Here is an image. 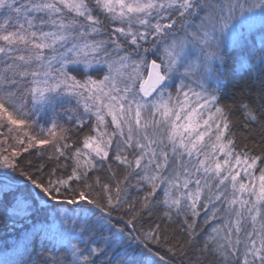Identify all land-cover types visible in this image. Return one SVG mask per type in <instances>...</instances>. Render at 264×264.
Here are the masks:
<instances>
[{
	"label": "snow or ice",
	"instance_id": "6c2138e0",
	"mask_svg": "<svg viewBox=\"0 0 264 264\" xmlns=\"http://www.w3.org/2000/svg\"><path fill=\"white\" fill-rule=\"evenodd\" d=\"M257 10L264 25V0H0V129L16 133L10 153L0 151V192L7 196L6 181L17 179L11 171L23 178L18 207L77 206L71 227L85 242L69 241L63 256L42 264H97L101 256L114 264L113 249L123 251L118 264H172L159 249L186 256L202 211L205 223H220L195 264H264V148L238 147L220 102L230 38ZM260 63L264 71V56ZM260 86L264 101V77ZM73 101L63 113L70 126L38 123ZM239 108L246 129L264 130V103L242 99ZM46 146L51 152L37 155L48 163L21 165L22 153ZM158 205L161 219L184 217L180 236L160 223L137 228ZM125 209L130 231L113 223ZM98 227L104 247L94 240Z\"/></svg>",
	"mask_w": 264,
	"mask_h": 264
},
{
	"label": "trees",
	"instance_id": "16d2710c",
	"mask_svg": "<svg viewBox=\"0 0 264 264\" xmlns=\"http://www.w3.org/2000/svg\"><path fill=\"white\" fill-rule=\"evenodd\" d=\"M248 21L250 23H244L243 28L238 27L235 42L230 41L229 43L224 65L227 87L221 93L220 102L230 108L232 131L235 134L238 147L248 144L250 149L254 148L255 153L259 154L264 148V130L260 126H250V128L246 129L244 127V117L239 108V102L242 99L257 104L264 103V101L257 100V94L260 92L261 87L260 78L264 77V71H262L260 63L261 57L264 56V25L261 23L259 10ZM193 52L197 55L195 50ZM153 58L157 57L149 54V61ZM241 64L245 65V67L242 68ZM247 65H253V67L249 69ZM146 70L145 68V75ZM93 75L96 74L93 73ZM75 107V101L72 104L65 103L63 108L57 105L55 113L51 109L42 113L38 123L47 127L48 121L58 118L61 123L70 126L63 114L64 109ZM0 131L3 132V139L0 140V151L7 149L5 154H8L11 151V146L15 145L12 137L16 133H9L7 126L0 129ZM37 131L38 129L32 130V134H36ZM88 132L89 127H86L79 135L82 137ZM74 138H76L75 134ZM256 145H259V147H255ZM76 146H80L79 141ZM39 152L50 153L51 148L46 146L43 149H29V152L22 153L18 160L22 166H26L29 160L32 161L33 166L42 162L48 163L47 154L41 158L37 155ZM49 166H51L50 163ZM4 171L0 169V174H3ZM96 174L101 175L103 179V173ZM8 176L17 177V179L6 181L9 184L7 189L9 194L7 196L0 192V264H42L46 257L63 256L68 251L69 241L78 244L81 248L85 247V242L81 240L79 233L75 232L71 227L72 220L79 215L77 206L56 205L55 208L45 209L43 204H36L32 208L24 210L22 207L17 206L16 195L18 194H15V188L23 178L18 177V173H12L11 171H8ZM0 179H3L2 175H0ZM19 186L23 187V184H19ZM28 187L31 188L30 185ZM32 191L34 192L35 189H32ZM24 195L26 196L27 193H24ZM142 195L143 192H136L135 190L130 193V196L135 197ZM58 208L65 209L64 215H60L56 211ZM67 209H76V211H67ZM163 211V206L158 205L151 216L146 215L143 217L137 224V228L147 230L154 223H160L162 228L167 229L169 235L180 236L181 229L186 227L183 224L184 217L174 215L172 221H167L166 219H161ZM119 216H123L124 219L118 220ZM127 219L126 209L117 210L113 213V223L116 227H123L126 231H130V226L126 225ZM205 219L206 217L202 211L200 216L196 218L198 231L201 229L202 231H200L196 246L186 256H172L163 247L159 249L161 255H164L166 259H171L172 264H195L199 246L210 234L211 228L220 223L219 220L205 223ZM65 221H67V225ZM19 225L20 227H18ZM96 232L97 234L94 236L96 245L104 247V241L99 234V227ZM103 235L107 236L110 234L105 230ZM153 247L155 248V246ZM115 251L113 249L112 252H109V256L112 257L114 264H118V261L123 258V251L113 255ZM93 259L97 260V264H105L106 262V257L103 256L93 257ZM205 264H209V261H205ZM212 264H214V261Z\"/></svg>",
	"mask_w": 264,
	"mask_h": 264
},
{
	"label": "rangeland",
	"instance_id": "374dc122",
	"mask_svg": "<svg viewBox=\"0 0 264 264\" xmlns=\"http://www.w3.org/2000/svg\"><path fill=\"white\" fill-rule=\"evenodd\" d=\"M250 19H252V15H250L249 16V18L247 19V21L245 22V23H250V21H248V20H250ZM230 41H231V38H230ZM193 50H195L196 51V53H197V55H195V52H193ZM191 52H192V58L194 59L195 58V56H198L199 55V49L198 48H192L191 49ZM195 55V56H194ZM107 119H109L110 120V117H108ZM3 132L2 131H0V140H2L3 139Z\"/></svg>",
	"mask_w": 264,
	"mask_h": 264
},
{
	"label": "water",
	"instance_id": "95a60500",
	"mask_svg": "<svg viewBox=\"0 0 264 264\" xmlns=\"http://www.w3.org/2000/svg\"><path fill=\"white\" fill-rule=\"evenodd\" d=\"M146 75H147V72H146ZM146 75H145V76H146Z\"/></svg>",
	"mask_w": 264,
	"mask_h": 264
}]
</instances>
